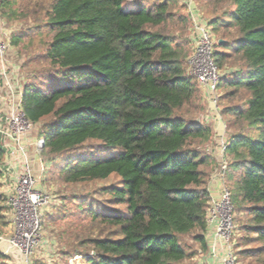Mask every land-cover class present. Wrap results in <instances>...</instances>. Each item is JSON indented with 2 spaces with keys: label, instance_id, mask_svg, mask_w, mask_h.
Instances as JSON below:
<instances>
[{
  "label": "trees",
  "instance_id": "1",
  "mask_svg": "<svg viewBox=\"0 0 264 264\" xmlns=\"http://www.w3.org/2000/svg\"><path fill=\"white\" fill-rule=\"evenodd\" d=\"M22 1L26 15H40L35 29L52 33L45 76L21 90L25 119L42 124L45 153L60 159L65 183L118 178L102 190L118 208L78 205L103 226L101 237L85 242L91 251L78 256L86 264H198L208 251L211 162L203 147L212 128L196 121L201 89L184 67L185 51L159 30L175 18L177 0H0V10L13 15ZM230 1L225 18L208 21L213 35L225 36L214 43L216 67L233 70L218 85V105L223 92L248 95L244 106L221 112L246 130L226 141L227 177L231 203L249 217L239 255L264 264V0ZM90 142L102 149L90 150ZM107 149L116 152L97 154ZM4 201L0 193V211Z\"/></svg>",
  "mask_w": 264,
  "mask_h": 264
},
{
  "label": "rangeland",
  "instance_id": "2",
  "mask_svg": "<svg viewBox=\"0 0 264 264\" xmlns=\"http://www.w3.org/2000/svg\"><path fill=\"white\" fill-rule=\"evenodd\" d=\"M141 1L144 4H148L156 0ZM129 2L132 3L133 0H129ZM186 2L188 4L190 2L192 11L196 10L200 13L201 17L207 22V25H209L208 21H211L215 16L225 18L229 10L232 9V4L230 0H177V3L171 7L175 18L168 21L159 30L175 39L176 43L185 51L186 61L184 67L190 72L188 60L194 48V42L192 41L194 32L192 18L189 15V8ZM27 4V2L24 3L22 1V3L14 5L12 8L13 15L3 14L0 10V49L3 52L0 59V148L2 150L0 171L4 176L0 181V193L5 194L6 200L15 196L14 190L18 186L23 165V155L17 153L19 147L9 115L11 101L13 103L21 102V94L18 91L22 90L26 84L31 82L38 83L40 78L45 76V71L49 67L44 53L52 37V33L43 27L35 29L37 26L43 25V22L40 21V15L39 17L30 13L26 15ZM183 17H186L185 21L182 20ZM208 28L209 30L212 29L210 26ZM214 33L215 39L225 38L222 33H216L215 31ZM232 34H235L234 29ZM223 93L224 96L221 97L222 100L218 105V118H210L212 114L209 113V109L207 113V109L205 108L202 116L201 113L196 115V121H202V123L207 125L216 122V126L218 125V128L224 133L226 142L230 135L242 130L246 132V130L242 122L233 123L231 120H234L235 117L229 116L224 118L221 112L227 106H244L248 95L244 91H240L237 96L227 98L225 92ZM220 94L222 93L219 92ZM41 127L42 124H29L28 130L24 133L22 139H20V145L25 149L27 162L37 179L36 187L38 191L44 194V199L47 197L46 202L41 206L44 222L42 224L41 235L33 237L37 240L40 239V241L39 247L36 245L32 248L31 264H86L84 259L78 256V254L80 252L88 253L91 251V246L85 242L89 238L101 237L99 231L102 230L103 226L97 223L95 225L91 224V219L85 215L82 209L78 208V205L84 203L83 207H85L86 203H89L95 210L103 207L118 208L116 203H113L110 199V196L102 191L106 186L116 185L118 178L112 176L106 181H87L77 184L65 183L62 180L59 168L60 159L54 160L52 157L46 155L44 147L40 149L36 147V143L41 140L39 136ZM213 132H216V135H220L217 131ZM91 145L94 148L90 150L95 152H97V149H102L99 143L90 142L86 144L87 147ZM210 146L213 152L217 154L215 143L212 142ZM87 147L85 148L87 149ZM114 152L116 151L107 149L105 153L98 152L97 154L104 156V154ZM86 153H89L88 149ZM226 159L228 169L225 173V183L230 188L227 175L232 157L226 156ZM41 168L44 170H41ZM216 169L219 170V165ZM6 200L4 201L5 206ZM10 213L8 210L0 211V236L7 239L17 235L10 223ZM232 213L235 226L233 238L235 242L234 250L238 264H259V261L255 258H242L239 255L240 249L242 250L245 247L242 245L241 239L247 236L246 233L241 232V226L249 221V217L247 214L239 212L233 204ZM182 242L186 246L196 248L190 237L183 238ZM256 246V244L249 245L250 248ZM0 248L2 251L1 244ZM201 257L202 255L195 258L194 262L196 263L197 259ZM20 262V257H18L16 262L12 257L6 259L5 257H0V264H21Z\"/></svg>",
  "mask_w": 264,
  "mask_h": 264
},
{
  "label": "built area",
  "instance_id": "3",
  "mask_svg": "<svg viewBox=\"0 0 264 264\" xmlns=\"http://www.w3.org/2000/svg\"><path fill=\"white\" fill-rule=\"evenodd\" d=\"M188 4V2H186ZM189 15L192 18V27L194 35L192 41L194 48L188 63L190 73L196 78L198 85L203 91V99L206 102L210 118H218V85L221 79L227 77L232 72L229 70L220 71L212 58V52L216 39L208 28L207 22L201 17L196 10L192 11V5L188 4ZM0 49V59L2 58ZM9 88V87H8ZM14 93V91H13ZM21 94V90L18 91ZM10 120L16 134L15 138L18 143L17 153L23 155L22 174L19 178L18 186L14 190L12 198H7L6 207L10 211V223L16 231V236L4 238L0 236V244H5V255L12 257L16 262L18 257L21 264H31L32 248L39 245L40 239H34V236H40L42 231V214L41 206L46 199L44 194L37 189V179L33 175L27 162L25 149L20 145V139L28 130V122L22 112L20 101L13 103L11 101ZM224 133L217 136L216 152L219 159V172L217 174L220 180V192L216 199L209 202L206 213V225L208 230H212L213 239L209 246V254L217 258L220 264H238L235 255V226L233 223V213L231 204L230 189L225 183V173L228 169L226 159V142ZM43 140L36 143V147H43ZM17 148V147H16ZM21 155V156H22ZM4 178V176H3ZM226 185V186H225ZM45 200V201H44ZM19 235V236H18ZM36 241V242H34ZM218 244L222 245V254L218 253ZM39 247V246H38Z\"/></svg>",
  "mask_w": 264,
  "mask_h": 264
},
{
  "label": "crops",
  "instance_id": "4",
  "mask_svg": "<svg viewBox=\"0 0 264 264\" xmlns=\"http://www.w3.org/2000/svg\"><path fill=\"white\" fill-rule=\"evenodd\" d=\"M227 70H229L230 72H233V70H231V69H227ZM200 104L203 107V111L206 108L207 109V113H208V106L205 103V101L203 100V91H202V89H201V94H200ZM202 112H201V116H202ZM208 125L211 126L212 132L213 131H217V133H220V135L223 134V132L218 128V125L216 126V122H214V124H211V125L208 124ZM215 133L213 132L212 133L213 135L210 138V140L208 142L204 143V145L205 146L207 145V146L206 147L204 146L205 148L203 147L204 148L203 149L204 154L207 155V157L209 159V162H211V165L207 168L208 173H209V181H208L207 189H208V192H209L210 201L212 199L218 198L219 192H220V185H221L220 180H219V178L217 176L218 169H216L218 167V165H219V159L220 158L216 155V153L213 152V150H212V148L210 146V144L212 142H214L215 145L217 143V137L216 136H218L219 134L216 135ZM226 156H230V155L226 152ZM205 239H206L208 251L201 258L197 259L198 264H220L217 258H213L209 254V246H210V243L212 242V239H213L212 230H208V229L206 230ZM1 245H2V251H4L5 244L1 243ZM217 249H218L219 255H221L222 252H223L222 251V245L218 244V248Z\"/></svg>",
  "mask_w": 264,
  "mask_h": 264
},
{
  "label": "water",
  "instance_id": "5",
  "mask_svg": "<svg viewBox=\"0 0 264 264\" xmlns=\"http://www.w3.org/2000/svg\"><path fill=\"white\" fill-rule=\"evenodd\" d=\"M223 41L222 40H219V43H222Z\"/></svg>",
  "mask_w": 264,
  "mask_h": 264
}]
</instances>
